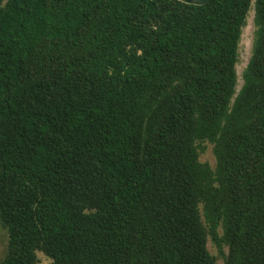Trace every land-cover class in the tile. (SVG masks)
<instances>
[{
    "label": "trees",
    "instance_id": "trees-1",
    "mask_svg": "<svg viewBox=\"0 0 264 264\" xmlns=\"http://www.w3.org/2000/svg\"><path fill=\"white\" fill-rule=\"evenodd\" d=\"M0 223V264H264V0H0Z\"/></svg>",
    "mask_w": 264,
    "mask_h": 264
},
{
    "label": "rangeland",
    "instance_id": "rangeland-1",
    "mask_svg": "<svg viewBox=\"0 0 264 264\" xmlns=\"http://www.w3.org/2000/svg\"><path fill=\"white\" fill-rule=\"evenodd\" d=\"M252 17H253V10L251 9L247 16L246 25L243 27L241 39L238 45V61L235 66L236 74H237V87H236L237 90L240 88L242 84V72L248 63L251 54L253 30H254ZM202 144L204 146V149L200 152V160L207 161L213 167L215 165L213 144L208 141H205ZM7 241H8V236L6 229L0 223V262L3 260L6 254ZM207 246L209 251L216 256L217 264H224L225 258L223 254L218 252L217 247L213 243L210 235H208ZM223 251L224 253L227 252L226 246L223 247ZM37 255L42 264H48L50 262V259L46 257L43 253L37 252Z\"/></svg>",
    "mask_w": 264,
    "mask_h": 264
},
{
    "label": "water",
    "instance_id": "water-1",
    "mask_svg": "<svg viewBox=\"0 0 264 264\" xmlns=\"http://www.w3.org/2000/svg\"><path fill=\"white\" fill-rule=\"evenodd\" d=\"M185 3H193V4H204L208 0H181Z\"/></svg>",
    "mask_w": 264,
    "mask_h": 264
}]
</instances>
